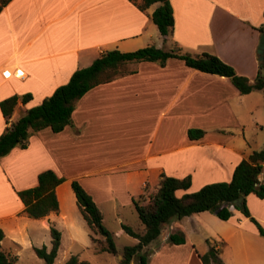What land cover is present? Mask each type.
I'll return each instance as SVG.
<instances>
[{
  "label": "crops",
  "instance_id": "1",
  "mask_svg": "<svg viewBox=\"0 0 264 264\" xmlns=\"http://www.w3.org/2000/svg\"><path fill=\"white\" fill-rule=\"evenodd\" d=\"M139 1L10 0L4 5L0 10V100L25 93L31 99L18 101L8 123L0 110V133L106 50L126 52L155 45L207 52L254 81L261 34L256 27L264 21V0H170L174 26L166 37L151 20L156 5L142 10ZM263 90L241 94L228 77L189 68L173 57L163 64H125L115 78L94 86L75 102L71 123L62 131L31 130L25 148L16 146L0 158V222L11 220L15 228L8 243L17 246L18 257L23 246L50 248L52 225L61 233L53 264H64L71 255L78 257L79 264H89L81 253L93 245L91 230L72 189L74 201L66 207L61 201L64 197L68 202L63 186L73 179L91 195L103 223L105 211L116 215L120 224L112 231L116 237L125 233L120 211L134 206L133 199L144 202L147 192L157 189L161 173L176 178L189 175L188 192L229 181L235 165L264 146V137L251 144L248 128L264 130L262 120L254 115L255 107H264V94L258 93ZM189 128L202 129L204 135L191 140ZM108 137L112 141L106 144ZM46 169L64 177L55 188L59 209L39 219L26 217L21 214L17 191L36 185L38 174ZM260 180L264 183V163ZM246 203L264 228V198L249 194ZM231 211L227 220L210 211L173 218L143 247L146 264H202L199 254L209 247L202 252L197 249L189 223L197 234L201 235L197 228L201 224L221 239L223 245L215 248L221 260L227 257L224 263L264 264V237L241 211ZM175 231L183 233L184 243L168 241ZM203 238L210 236L203 234ZM133 239L131 245L138 241ZM117 250L116 264L122 257V249ZM138 260L135 255L130 264Z\"/></svg>",
  "mask_w": 264,
  "mask_h": 264
},
{
  "label": "trees",
  "instance_id": "2",
  "mask_svg": "<svg viewBox=\"0 0 264 264\" xmlns=\"http://www.w3.org/2000/svg\"><path fill=\"white\" fill-rule=\"evenodd\" d=\"M10 0H0V10ZM136 1V0H133ZM152 4L157 6L151 12V20L157 26L163 36H169L173 31L174 16L170 0H140L138 7L142 10ZM264 14V13H263ZM260 33H264V21L256 27ZM178 58L184 64L202 72L217 74L228 77L231 83L241 94H247L253 90L264 89V61H259V68L253 82L244 75L236 73L235 69L224 62L218 56L207 52L190 53L180 48L163 49L155 45H147L133 51H120L118 49L106 50L100 53L90 65L76 69L64 84L55 88L51 95L30 108H27L9 126L0 133V158L7 155L14 147H26L31 130L38 131L49 128L53 132L62 131L71 123L72 112L75 102L94 86L108 82L121 73L125 64L130 62L155 61L163 64L168 58ZM31 99V94L25 93L21 96L11 95L0 100V110L8 123L13 110L18 103H26ZM204 130L189 128L187 136L191 140L200 139ZM264 163V146L252 150L247 158L240 160L234 167L229 181H218L203 185L198 190L188 192L191 185L189 175L183 178L160 174L157 189L148 197L147 201L140 202L133 199V204L143 230L138 232L132 226L122 224L123 231L138 239L133 245H125L121 250V259L117 264H130L135 255H139L138 264H146V254L141 253L143 247L155 240L161 233L164 224L173 218H182L202 211H210L218 218L227 220L232 215L229 208L233 205L235 209L250 219L255 225L258 233L264 237V228L255 219L247 207L246 197L255 194L264 198V183L260 180ZM64 181V177L58 176L53 170L41 171L37 177V184L17 191V196L23 204L22 215L39 219L59 209L55 188ZM79 212L91 230V240L99 252H109L114 255L117 250L114 234L103 224L102 213L92 199L91 195L83 188L76 179L70 182ZM183 190L181 195L177 191ZM242 197L240 205L235 200ZM140 198L144 199L141 195ZM50 248L46 245L33 246L35 254L42 258L45 264H53L57 250L60 245L61 233L50 226ZM5 232L0 227V264H16L18 256L11 252L3 244ZM168 241L174 244L185 242L181 231L171 232ZM202 264H226L219 257V249L209 245L208 250L199 254ZM76 255H71L64 264H79ZM82 264H88L82 261Z\"/></svg>",
  "mask_w": 264,
  "mask_h": 264
},
{
  "label": "rangeland",
  "instance_id": "3",
  "mask_svg": "<svg viewBox=\"0 0 264 264\" xmlns=\"http://www.w3.org/2000/svg\"><path fill=\"white\" fill-rule=\"evenodd\" d=\"M157 6V4H154ZM157 30V28H155ZM158 31V30H157ZM159 34V32H157ZM260 93L259 95L264 94V90L262 92H258ZM254 115L256 116V118L262 120V125L264 128V107L261 106V104H259L257 107H255L254 110ZM249 132H251V137H250V142L251 144H254L257 141H260L261 137H264V130L260 131L259 129H254V126L249 125ZM250 134V133H249ZM253 134V135H252ZM105 136V135H104ZM103 136V137H104ZM107 143H110L112 141H108L109 137L106 138ZM97 146V145H96ZM98 148H102V146H97ZM104 150H109L107 147H105ZM66 190L67 193V197H68V202H66V199L64 197H62L61 201L64 207H66L68 205L69 202L74 201V196L73 193L71 191L70 188V184L66 183L63 186ZM155 190L151 189L150 191L147 192V196L150 195L151 193H153ZM146 196V199H144V201L148 199V197ZM3 198V196H2ZM10 199V197H9ZM12 205V201L10 199V201L7 203L8 206V210L10 208V206ZM121 216H123V223L128 224L130 226L133 227L134 230L141 232V230L143 229V224L140 222L137 212L134 208L133 205H131L130 208L128 209H124L121 210ZM105 223L104 226H106L110 232L114 231L115 229H117L118 227H120V224H118L117 220H116V215H114L111 211H105ZM79 217V216H78ZM187 219V218H186ZM186 221V225L189 223V220H184ZM11 220H4L1 221L0 223L3 225H0V227L3 228V230L5 231L6 234V238L3 239L4 242V246L9 249L11 252L16 253L18 248L14 243H8V238L10 237V231L13 229H15L14 227H11L10 224ZM189 226V234L190 237L192 238V240L195 242L197 249L202 251H205L206 248L209 247V245H223V242L221 241V239L216 236V234H214L210 229L207 230L206 227H203L201 224H198L197 228L200 229V234H197L196 231H193L192 226L190 225V223L188 224ZM203 234L210 236V238H203ZM50 237V234H48V238ZM208 239L212 240L211 242L208 241ZM114 241L115 244L117 246L118 249H122L123 246L125 245H131L134 241L133 236L127 234V233H123L121 237H116L114 236ZM39 242V241H38ZM42 244V242L40 243ZM33 246L36 245H30V246H23L22 249H19V257H18V261L16 264H45L44 260L42 258H39L34 250H33ZM42 246V245H40ZM37 246V247H40ZM220 252V250H219ZM146 254V253H144ZM81 259H86L89 260V264H116L115 263V257L112 253L109 252H99L96 250L95 245L93 243L90 244L87 248H85L83 250V252L81 253ZM224 262L226 260L227 262V257H224L222 259Z\"/></svg>",
  "mask_w": 264,
  "mask_h": 264
},
{
  "label": "water",
  "instance_id": "4",
  "mask_svg": "<svg viewBox=\"0 0 264 264\" xmlns=\"http://www.w3.org/2000/svg\"><path fill=\"white\" fill-rule=\"evenodd\" d=\"M257 53L259 55V61H264V33L260 34L259 41H258V46H257ZM261 73H264V68H261ZM242 200V197H239L238 199L235 200L236 205H240Z\"/></svg>",
  "mask_w": 264,
  "mask_h": 264
},
{
  "label": "built area",
  "instance_id": "5",
  "mask_svg": "<svg viewBox=\"0 0 264 264\" xmlns=\"http://www.w3.org/2000/svg\"><path fill=\"white\" fill-rule=\"evenodd\" d=\"M230 209H233L234 208V206L233 205H230V207H229Z\"/></svg>",
  "mask_w": 264,
  "mask_h": 264
}]
</instances>
